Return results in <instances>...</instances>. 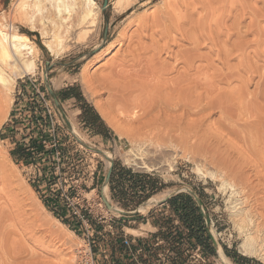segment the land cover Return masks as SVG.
<instances>
[{
  "label": "rangeland",
  "instance_id": "374dc122",
  "mask_svg": "<svg viewBox=\"0 0 264 264\" xmlns=\"http://www.w3.org/2000/svg\"><path fill=\"white\" fill-rule=\"evenodd\" d=\"M105 1L96 0L101 8L108 13L104 18V40L109 31L110 19L113 14L108 0L107 6L104 7ZM162 1L166 2L167 0H154L145 10H134L131 15L152 14L157 11V6L162 5L160 4ZM30 5V0H0V23L3 27L8 31H19L29 35L39 48L35 72L14 79L13 86L6 88L5 91L0 89V164L2 162L0 166V217L3 218H0V221L1 225L4 223L9 231L13 232L9 242L11 246L8 244L10 249L13 248L8 251V253L11 251L12 256L9 255L14 258L10 263L61 264L66 253L64 251L65 244L51 236L47 225L63 229L59 225V222L62 223L61 220L55 216L52 210L64 217L69 211L71 212V209L66 208V202L58 195L65 193L76 206L82 207L83 215L94 222L96 231L105 235L109 234L110 237L111 233L120 234L126 231L131 234L130 229H132L137 231L135 235L148 237L146 242L155 244L154 264H239L228 254L238 253L243 256L240 246L246 242L252 244L255 254L252 257H243L250 259L251 264H264V184L259 183L256 177L254 178L256 173L245 168V164H243L245 159H241V155L230 150L231 148L223 144L221 147L218 143L216 144L218 147L213 146V148H217V151L214 149V155L217 156L210 155L212 156L210 157L208 155V157L213 158L212 160L214 158L219 160L211 162L209 158H207L209 160L202 159V150L198 149V143L202 148V140L199 139L201 141L196 140L195 143V140L189 141L188 144L183 142L186 145L185 148L180 144L173 149L170 147L161 150L155 149L157 150L155 151L154 147L153 151L156 153L160 150L158 154L162 150L164 151H162L163 159L161 155L159 157L157 154V157L160 158V161L157 159V162L163 164L160 169H142L126 163L124 155L126 150L131 147L130 140L133 141L131 136L135 134L136 126L132 127V124L126 121L124 110L119 108L117 100L114 101L115 99L113 100L109 92L94 88V85L97 84V77H102L107 73L105 71L109 66L107 64L116 56L119 46L113 47L102 55L99 54L102 49L93 50V47L77 46L73 50L63 52L60 56L55 57L44 46L39 28L32 30L31 25L21 23V19L24 17L23 13L25 14L28 9H31ZM253 38L252 36V40H254ZM68 46L70 45L68 44ZM204 52L208 51L204 50ZM260 63L261 66H264L263 62ZM90 78L96 83L90 81L88 84ZM56 83L58 86L55 85ZM71 86L79 87L86 102L101 115L103 121L110 127L115 140L111 139V142L108 143L103 140L102 136L84 129L80 123L81 104L75 98L64 100L61 95L62 90ZM254 88L255 86L251 89ZM38 90L44 92L47 99L56 105L60 124L56 125L54 130L47 122L43 108L40 107ZM33 110L40 112L38 114L40 117L38 115L37 117L41 120L43 127H46L41 131L33 128L32 121L36 116ZM218 119V116H214L206 123L209 126H215ZM130 129L133 130L130 131ZM120 130L123 133L126 130L130 132L124 135ZM2 131H5L4 136H1ZM25 137H28L29 143L32 141L31 138L41 141L43 151L40 150L41 147L33 146V150L26 153L32 157L14 158L13 153L16 152L20 143H23V149L28 151L29 148L25 147L27 143L23 142ZM190 144H196L194 145L196 147H191ZM239 145L241 144H238V147H240ZM183 148L185 152L182 151ZM190 148H192L191 151ZM196 148L198 153L200 151V155L195 153L197 151H193ZM175 150L177 151L175 152ZM47 151H51V153H45ZM189 151L191 154L194 152L195 155H191ZM57 152H60V161L56 155ZM167 152L168 154H166ZM106 155L110 156V159ZM219 155L220 157L217 158ZM185 156L194 161H190L189 158L187 160ZM108 161L110 165L119 164L135 173L150 175L161 181L164 184L163 190L165 191L163 193L165 194L187 193L195 199H200L204 226L212 237L215 252L198 244L197 239L191 237L187 231L182 233L183 239L168 240L164 234L167 230L164 224L167 218L177 222L174 223L175 228L183 226L177 216H174L172 210L165 206H159L160 202L145 206L148 201H144L136 208H131L134 206L133 202L131 204L127 201L132 206L126 208L111 197L109 190H105L107 185L103 183L105 174L110 168ZM3 162L7 164L5 167ZM146 162L148 165L156 167L152 161V163ZM211 163L216 164L211 165ZM198 165L203 166L201 169L203 168L205 171L207 169V171L217 174V177L224 175L219 178L220 180L201 177L195 172ZM94 168L101 171V175L95 176L92 180L91 171ZM242 168L244 176L253 177V180L250 181L251 184L242 183L243 177L240 176ZM261 170L259 169V171ZM96 177H100V179L98 180ZM222 180L227 183L226 190L221 188ZM78 191L81 194L77 195ZM104 197L112 209L108 208ZM45 202L49 207L45 205ZM235 212L239 217H236ZM102 216L109 220L112 228H109L108 224H96L95 219ZM130 221L133 222L129 223ZM78 223L80 221L76 217L73 218L72 225L75 230L64 224L66 230L73 232V234L66 233L76 243V246H72L74 251L71 264H74L76 249L84 245L86 238L85 226ZM148 232L152 233V237L143 236ZM143 239L145 240V238ZM22 246L26 249L25 253L22 252ZM198 247L202 248V258H199L195 253ZM8 260L0 256V264H10L6 262ZM119 261L123 263V259L119 256H114L108 261L105 260L108 264H116ZM100 262L102 263L101 260Z\"/></svg>",
  "mask_w": 264,
  "mask_h": 264
},
{
  "label": "bare ground",
  "instance_id": "6f19581e",
  "mask_svg": "<svg viewBox=\"0 0 264 264\" xmlns=\"http://www.w3.org/2000/svg\"><path fill=\"white\" fill-rule=\"evenodd\" d=\"M30 1L31 9L23 13L21 23L31 25L32 30L39 28L44 46L55 57L77 46L102 49L100 55L119 46L106 65L107 73L97 77L94 88L109 92L124 110L126 121L136 126L135 134H129L133 141L130 138L131 147L124 155L126 163L160 169L163 164L157 159L160 161V155L163 159L164 151L158 154L161 149L180 144L185 148L184 143L201 139L202 148L198 143V149L202 150V159L219 160L221 154L217 160L208 155H214V145L223 144L239 153L245 159V168L256 173L254 178L264 184V66L260 65L264 63V0H167L157 6V11L154 8L156 12L142 16L131 13L145 10L154 0H108L113 14L105 40L104 18L108 13L96 0ZM38 53L29 35L8 31L0 23V89L5 91L13 86L14 79L35 72ZM214 116L219 119L215 126H209L206 122ZM153 148L160 150L156 153ZM203 166L195 169L201 177L217 180L224 175L217 177L201 169ZM240 176L243 184L252 183L253 177L244 176L243 168ZM221 188H228L225 180ZM59 225L63 229L50 224L47 228L52 237L65 244L61 264H71L76 243L67 233L73 232ZM12 233L0 221V256L9 259L8 263L14 259L11 251L8 253L13 249L9 244ZM251 245L243 243L241 254L254 256Z\"/></svg>",
  "mask_w": 264,
  "mask_h": 264
},
{
  "label": "trees",
  "instance_id": "16d2710c",
  "mask_svg": "<svg viewBox=\"0 0 264 264\" xmlns=\"http://www.w3.org/2000/svg\"><path fill=\"white\" fill-rule=\"evenodd\" d=\"M61 95L64 100H68L70 98L77 99V101L81 104L80 108L83 109V113L80 115V120L84 122L86 126L90 127L94 132L104 137H107L110 133L113 135L112 131L108 128V126H106V123L103 121L98 112L86 102L79 91V87H68L62 90ZM33 111L36 115L34 117L36 118L40 112L38 110ZM41 117L43 118L44 116ZM33 128L35 130L41 131L46 127H43L42 123L40 122L39 124L33 125ZM4 132L2 131L1 136H4ZM27 138L28 137H25L23 142L27 143L25 147L26 149L29 148V150H24L23 143H20L16 149V152L13 153L14 158L23 159L24 157H32V155L28 156L26 153L32 151L33 146L41 147L40 150L43 151V144H41V141L31 138L32 141L29 143ZM35 143H37V145H35ZM45 153L50 154L51 151H47ZM163 188L164 184L150 175L135 173L133 170L122 167L119 164L113 165V173L111 178L112 197L123 207L129 208L132 206L131 204L133 202L134 206L131 208H136L139 204L149 200L153 195ZM196 200L192 195L182 193L175 195L168 201V206L165 205V207L174 212V216H177L183 227L175 228V221L173 219L171 220L167 218V221L164 223L167 230L164 232V234L168 240H177L183 239L182 233L187 231L191 234V237H195L197 239L198 244L209 250H212V252H215V248H213L212 245V237L209 234L207 228L204 226V215L200 209L201 200ZM127 201L131 204L127 203ZM45 205L49 207L47 202H45ZM52 211L63 224L68 225L71 229L75 230L74 226L72 225V220L75 218L72 215V212L69 211L67 216L64 217L59 213H56L54 210ZM78 224L80 225V223ZM228 255L236 259V262L239 264H251L250 259L243 257L238 253H235L234 255Z\"/></svg>",
  "mask_w": 264,
  "mask_h": 264
},
{
  "label": "built area",
  "instance_id": "2783aa9c",
  "mask_svg": "<svg viewBox=\"0 0 264 264\" xmlns=\"http://www.w3.org/2000/svg\"><path fill=\"white\" fill-rule=\"evenodd\" d=\"M37 92L40 107L43 108L47 122L54 130L56 125L60 124L56 105H53L47 99L44 92H40L39 90ZM40 122L41 120L38 117L32 121L34 125ZM56 155L60 161V152H57ZM91 175H93L92 180H94L95 176L101 175V171H97L94 168L91 171ZM96 178L98 180L100 179V177ZM79 194H81L80 191L77 192V195ZM58 195L66 202V208L71 209L72 215L76 217L86 229L84 245L76 249L74 264H108L105 260L108 261L114 256H119L123 259V263L119 261L116 264H154L153 254L155 252V244L151 242L147 243L146 238L148 237L129 234L126 231L120 234L111 233L112 237H109V234L105 235L104 233L96 231L94 222L83 215L82 207L76 206L74 201H71L69 196L65 195V193ZM95 220L97 222L96 224H108V227L112 228L109 224V220L105 219L104 216ZM96 237H100V239H96ZM150 237H152V234ZM143 238H145V240ZM108 240L111 241L109 242ZM195 253L199 258H202V248L198 247Z\"/></svg>",
  "mask_w": 264,
  "mask_h": 264
},
{
  "label": "crops",
  "instance_id": "0c3cea01",
  "mask_svg": "<svg viewBox=\"0 0 264 264\" xmlns=\"http://www.w3.org/2000/svg\"><path fill=\"white\" fill-rule=\"evenodd\" d=\"M79 113H80V115L83 113V109H81L80 108V110H79ZM99 114V113H98ZM100 115V114H99ZM101 116V115H100ZM102 118V117H101ZM80 123H81V125L84 127V129H86L87 131H90V132H92V133H94V134H96V135H98V136H102V135H99V134H97L96 132H94L90 127H88V126H86L85 125V123L84 122H82L81 120H80ZM106 126H108L107 124H106ZM109 129H110V127H108ZM114 136L113 135H111V133L107 136V137H104V136H102V138H103V140H105L106 142H108V143H110L111 142V139H113V140H115V138H113ZM110 167H111V165H110ZM110 169V168H109ZM108 173H109V171H108ZM108 173H106L105 174V177H104V184H106V178H107V175H108ZM112 173H113V171H112ZM111 178H112V175H111ZM107 186L105 187V190H109V193L112 195V192H111V179H110V182L108 183V184H106ZM165 190H160L159 192H157L155 195H153L152 196V198H150L149 200H147L148 202L145 204V206L146 205H151L152 203H155L156 201L157 202H160V205L159 206H165V205H167L168 206V201L172 198V197H174L176 194H166L165 195V193H163ZM163 194V195H162ZM160 195L162 196L160 199H158V200H155V201H153L152 202V200H154V198H157V196H159L160 197ZM112 197V196H111ZM165 197V198H164ZM195 199V198H194ZM196 200V199H195ZM197 201V200H196ZM133 221H130L129 223H132ZM135 223V222H134ZM175 223H177L176 221H175ZM126 228H128V227H126ZM130 232H131V234H133V235H135V233H137V231L136 230H132V229H130ZM151 234L152 233H146V234H144L143 236H151ZM96 239H100V237H96Z\"/></svg>",
  "mask_w": 264,
  "mask_h": 264
},
{
  "label": "water",
  "instance_id": "95a60500",
  "mask_svg": "<svg viewBox=\"0 0 264 264\" xmlns=\"http://www.w3.org/2000/svg\"><path fill=\"white\" fill-rule=\"evenodd\" d=\"M107 6V0L105 1L104 3V7ZM112 171H113V164L111 165L110 169H109V173L107 175V178H106V184H108L110 182V179H111V175H112ZM104 201L106 202L107 206L109 209H112V206L108 203V201L106 200V198L104 197L103 198ZM244 256V255H243Z\"/></svg>",
  "mask_w": 264,
  "mask_h": 264
}]
</instances>
